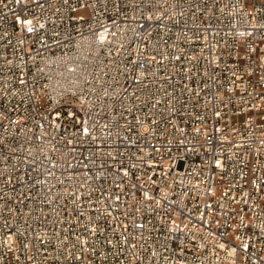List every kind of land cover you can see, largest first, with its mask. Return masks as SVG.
<instances>
[{"label": "built area", "instance_id": "obj_1", "mask_svg": "<svg viewBox=\"0 0 264 264\" xmlns=\"http://www.w3.org/2000/svg\"><path fill=\"white\" fill-rule=\"evenodd\" d=\"M0 264H264V0H0Z\"/></svg>", "mask_w": 264, "mask_h": 264}]
</instances>
